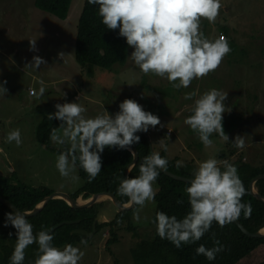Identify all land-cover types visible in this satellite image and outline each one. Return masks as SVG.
<instances>
[{"label": "rangeland", "instance_id": "rangeland-1", "mask_svg": "<svg viewBox=\"0 0 264 264\" xmlns=\"http://www.w3.org/2000/svg\"><path fill=\"white\" fill-rule=\"evenodd\" d=\"M35 1L0 0V82L6 81L4 86L8 90L5 97H0L1 174L15 172L27 184L71 195L76 193L84 184L79 169L73 173L78 179L60 176L55 167L60 149L52 141L48 146L41 143L37 130L43 119L56 110L57 103L73 102L77 98L87 109L86 117L104 114V108L109 114H115L124 99L136 100L145 110L158 115L163 125L161 129H168L169 134H157L167 145L169 156L176 155L183 163L193 160L199 165V160L215 158L217 149L224 144V148L234 149L227 144L232 142L234 132L240 131L244 138L256 141L254 147L261 152L255 154L251 146L245 161L264 165V0H221L215 23L201 19L204 35L210 40L223 36L231 51L215 71L194 79L187 88H174L166 79L142 73L129 58L132 48L128 61L110 70L80 65L75 56L76 37L85 0H72L65 19L39 9ZM29 40H36L35 50H30ZM34 55L46 61L38 70L27 66ZM41 86L45 92L38 95ZM213 88L228 92L224 103L230 111L222 115L235 112L243 114L244 118L235 128L239 130L229 131L222 125L229 140L226 142L213 133L210 137L213 143L204 150V144L184 120L191 115L195 99ZM30 89L37 93L31 95ZM185 93H194V96L186 100ZM14 129L21 132L19 146L6 142V134ZM148 131L152 133L151 127ZM160 148L159 144L155 151ZM192 153L200 159L194 160ZM239 157L241 154L233 160ZM153 187L156 191L159 188L157 183ZM155 202L146 203L140 210L139 223L133 220L138 209L134 205L130 219L118 223L119 241L110 247L107 227L102 232L96 231L90 244L78 245L84 252L80 264H135L131 249L141 239L151 237L155 230L152 222ZM96 204H100L99 216L103 217L98 222L110 221L119 212L109 199ZM129 222L134 230L128 227Z\"/></svg>", "mask_w": 264, "mask_h": 264}, {"label": "clouds", "instance_id": "clouds-1", "mask_svg": "<svg viewBox=\"0 0 264 264\" xmlns=\"http://www.w3.org/2000/svg\"><path fill=\"white\" fill-rule=\"evenodd\" d=\"M87 3L97 6L101 23L107 29H119L118 35L133 49L129 58L142 73L166 79L174 88H187L194 79L206 77L231 51L226 38L220 36L210 40L200 27L202 18L209 23L216 22L221 0H87ZM29 43L30 50H35L36 40H29ZM41 64H46L43 57L34 55L27 66L38 70ZM5 84L6 81L0 82V97H5L8 91ZM44 92L41 86L38 95ZM193 96L194 93H185L184 99ZM227 96L228 92L216 88L204 92L195 99L191 115L184 120L206 147L213 143L210 139L213 133L226 142L229 140L222 126V114L230 111L224 103ZM77 100L57 103L56 110L48 114L49 120L61 122L62 130L53 128L50 139L60 149L55 167L65 178L78 179L73 173L79 168L87 173L91 182L101 172V154L105 148L132 151L131 146L140 140L137 133L147 132L150 127L151 131L163 128L158 115L145 110L131 98L120 102L115 114H109L104 108V114L95 117H86L87 109ZM159 141L166 152L167 145L163 139ZM6 142H15L19 146L22 143L20 130L8 132ZM232 144L237 149L246 146L239 135ZM167 166V159L153 151L144 157L138 176L120 180L117 194L128 197L125 206H138L133 214L135 222H141L139 213L146 203L155 200L153 185L160 171ZM176 166L183 167V161H177ZM192 177L185 189L190 206L187 214L178 219L175 215L157 212L154 220L156 235L176 248L199 241L209 232L213 222L223 227L237 221L241 213L248 218L252 211L250 204L242 202L245 188L234 164L225 161L222 169L217 159L210 157L199 163ZM79 195L84 196V193ZM27 215L20 210L5 213L4 226L10 224L17 237L10 264H23L25 249L34 243L39 251L35 264H80L84 256L80 247L72 244L62 248L54 246L51 230H41L34 235ZM223 248L217 240L212 248L201 244L195 252L213 261Z\"/></svg>", "mask_w": 264, "mask_h": 264}, {"label": "trees", "instance_id": "trees-1", "mask_svg": "<svg viewBox=\"0 0 264 264\" xmlns=\"http://www.w3.org/2000/svg\"><path fill=\"white\" fill-rule=\"evenodd\" d=\"M71 3L72 0L35 1V5L39 9L62 19L68 16ZM118 31V28L115 30L107 29L101 23L97 6L90 5L85 0L76 37L75 56L78 63L82 66L91 65L105 70H110L116 64L122 65L126 63L131 47L126 44L124 37L118 35ZM224 31L227 32L226 29ZM243 118V114L231 112L227 116L223 115L222 125L227 126L230 131L235 129ZM60 123L57 119L49 120L48 117L44 118L37 130L38 140L48 146L51 142V130L60 128ZM163 131L161 127L156 128L155 131L152 130V141L156 149L161 139L157 132L163 134ZM164 132L168 133L166 130ZM137 134L140 136V140L134 146L138 149L139 159L130 173V178L139 175L140 164L145 156H150L151 154L148 138L140 132ZM156 152H159L162 157L167 159V169L177 174L192 177L193 172L198 168V165L193 160L191 163H183V167H177L176 162L181 160L176 156L170 157L168 149L165 152L160 148ZM238 155L235 150L224 148L222 152L217 154L216 159L222 169L225 161L237 167L239 177L245 188L242 202L250 204L252 209L248 218H245L243 213H241L239 220L250 231H257L264 227V201L258 199L250 192L249 185L255 176L264 173V165L257 166L245 161L242 154L241 157L233 160V157ZM101 159V172L91 182L88 180L87 173L83 169L78 168L84 184L72 196L77 197L79 194L84 193V197L88 198L96 192L110 191L122 202H127L128 197L118 195L117 188L120 180L125 176L128 164L133 160L132 152L105 148L101 154ZM156 183L159 188L156 191V206L152 222L154 223L157 212L175 215L178 219L183 218L190 210L187 193L185 192L189 182L176 180L160 171ZM255 187L264 195V179H259L255 183ZM52 192L53 190L46 186L30 185L23 182L17 177L15 172H12L11 175L0 173V195L12 201L22 210L34 208L42 198ZM100 204H94L87 208H73L63 199H53L40 213L28 217L27 220L33 226L34 235L41 230H51V228L65 220H80L79 222L64 224L56 228L52 232L54 234L53 245L56 247H62L65 244L84 246L90 244L96 234L93 237H88L80 233H73V230L82 228L91 232L100 213ZM10 211L13 210L0 202V229H2L0 234V264H10V257L16 244V230L10 224L7 227L4 226L5 213ZM124 219H130V210L117 212L110 221L96 223L97 231L102 232L101 230L106 227L109 229L108 247L119 241L117 226ZM128 227L131 230L135 229L131 222H129ZM217 240L224 248L216 254L215 260L209 261L205 256L196 254L195 249L199 245L203 244L206 248H212L214 241ZM81 241L85 243H81ZM131 252L135 264H264V237H250L234 222L223 227L213 222L209 232L199 241L176 248L168 240H162L156 235L155 225L152 236L141 239L131 249ZM38 256V246L34 243L25 249L23 264H35Z\"/></svg>", "mask_w": 264, "mask_h": 264}, {"label": "water", "instance_id": "water-1", "mask_svg": "<svg viewBox=\"0 0 264 264\" xmlns=\"http://www.w3.org/2000/svg\"><path fill=\"white\" fill-rule=\"evenodd\" d=\"M142 134H144L148 140H149V144L151 147V154L153 153V151H155V148L153 146V141H152V137L151 134L147 131V132H140ZM132 154H133V160L128 164L126 172H125V176L124 177H129L130 178V173L133 169V167L136 165L138 159H139V152L138 149L132 145ZM150 154V155H151ZM162 172H164L165 174H167L168 176L176 179V180H181V181H185V182H190V180L193 177H188V176H184V175H180L177 174L175 172H172L170 170H168L167 168L165 170H161ZM259 179H264V173L259 174L257 176H255L249 185L250 188V192L257 197L258 199L264 201V195L262 193H260L256 187H255V183L259 180ZM102 195H106V198H102L104 199H109L111 200L117 207H118V211L122 212V211H126V210H130L133 206L131 207H126V203L127 202H122L114 193L110 192V191H101V192H96L93 193L90 197L88 198H84L83 195H79L77 197L72 196L71 194L67 193V192H63V191H54L51 194L45 196L44 198H42L37 204L36 206L31 209V210H22L20 209L16 204H14L12 201H10L9 199L3 197L0 195V202L4 203L5 205H7L8 207H10L13 211L16 210H20L21 212H25L27 213V218L28 217H32L37 215L38 213H40L46 206L47 204L53 200V199H63L66 201V203L73 207V208H87L90 206H93L94 204L102 201V199L100 198ZM103 217L98 216L95 223H94V228L93 230L87 231L85 229L82 228H76L73 230V233H80L82 235L88 236V237H92L95 232L97 231L96 229V223L99 220H102ZM80 220H75V221H70V220H65L62 221L60 223H58L55 227L51 228V232L54 231L56 228L64 225V224H73L76 222H79ZM235 224H237L239 226V228L248 236L250 237H255V238H263L264 237V227L257 230V231H250L249 229H247L245 227V225L238 219L237 221L234 222ZM63 247V246H62ZM60 247V248H62Z\"/></svg>", "mask_w": 264, "mask_h": 264}, {"label": "crops", "instance_id": "crops-1", "mask_svg": "<svg viewBox=\"0 0 264 264\" xmlns=\"http://www.w3.org/2000/svg\"><path fill=\"white\" fill-rule=\"evenodd\" d=\"M37 92L35 91V94H36ZM35 94H31V95H35ZM11 117V116H10ZM234 130V129H233ZM235 130H239V127H238V129H235ZM165 131V130H164ZM163 131V132H164ZM242 136L243 137V139H244V141H245V148L244 149H237L236 147H234V149L232 148V150H235L236 151V154H242L243 153V157H244V160H247V154H248V149L251 147L252 148V151L253 150H255V154H257V153H261V152H259L260 150L259 149H257V148H255L254 146H255V144H256V141H250V139H247V138H244V134L243 133H241L240 131H238L237 133L236 132H234V137H233V140H234V138L236 137V136ZM232 140V141H233ZM160 143L158 142V144L157 145H159ZM228 145V144H227ZM229 145L231 146V145H233L232 144V142L231 143H229ZM226 146V144H224V145H222L221 146V149L220 148H218L217 149V151H216V153H215V158H216V156H217V154H219L220 152H222L223 150H224V147ZM203 148H204V150L206 149V146L205 145H203ZM244 150H246V152L244 153ZM193 154V159L194 160H199L200 158H198V157H196L195 155H194V153H192ZM176 156V155H175ZM198 162H201L200 160L198 161Z\"/></svg>", "mask_w": 264, "mask_h": 264}, {"label": "built area", "instance_id": "built-area-1", "mask_svg": "<svg viewBox=\"0 0 264 264\" xmlns=\"http://www.w3.org/2000/svg\"><path fill=\"white\" fill-rule=\"evenodd\" d=\"M30 93L31 94H34L35 93V90L34 89H30Z\"/></svg>", "mask_w": 264, "mask_h": 264}, {"label": "bare ground", "instance_id": "bare-ground-1", "mask_svg": "<svg viewBox=\"0 0 264 264\" xmlns=\"http://www.w3.org/2000/svg\"><path fill=\"white\" fill-rule=\"evenodd\" d=\"M100 198H101V199H102V198H106V195H102ZM52 232H53V231H52Z\"/></svg>", "mask_w": 264, "mask_h": 264}]
</instances>
